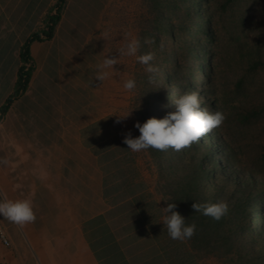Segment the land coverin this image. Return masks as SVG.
<instances>
[{
    "label": "rangeland",
    "instance_id": "rangeland-1",
    "mask_svg": "<svg viewBox=\"0 0 264 264\" xmlns=\"http://www.w3.org/2000/svg\"><path fill=\"white\" fill-rule=\"evenodd\" d=\"M157 1L113 0L106 16L107 54L118 56L127 40L137 38V54L152 52L158 72L149 82L134 56H118L108 77L93 78V109L102 110L108 119L78 129L77 135L97 155L94 163L101 170L93 175L94 213L100 212L95 216L100 228L96 234L106 232L103 238L113 264H227L215 255L192 251L185 240L168 237L159 222L166 205L162 191L183 171L184 163L191 168L195 158L214 159L215 170L206 172L204 180L206 194L241 186L253 190L261 216L252 213L249 222L256 232L264 228V0H159L158 11ZM158 13L163 22L174 24L175 39L157 27ZM95 72L96 66L93 77ZM128 78L136 81L132 91L122 87ZM83 83L77 76L74 97L62 94L59 99H73L76 106ZM191 91L199 93L202 109L226 117L195 143L197 148L191 144L185 154L169 149L159 155L154 149L133 153L126 148L122 138L139 135L135 121L162 117L176 97ZM50 102L58 106L57 98ZM128 111L126 119L114 123L116 115ZM34 127L40 137L60 131L47 129L46 123ZM207 151L210 155L204 156ZM0 191L4 196L2 187ZM105 220L107 231L101 229ZM0 228L5 234L1 223Z\"/></svg>",
    "mask_w": 264,
    "mask_h": 264
},
{
    "label": "crops",
    "instance_id": "crops-1",
    "mask_svg": "<svg viewBox=\"0 0 264 264\" xmlns=\"http://www.w3.org/2000/svg\"><path fill=\"white\" fill-rule=\"evenodd\" d=\"M112 2L65 0L52 36L29 44L33 69L27 87L0 116V200L28 199L36 219L16 226L0 217L13 243V248L0 244V264H113L106 232L96 234L100 212L94 213L93 175L100 165L77 135L78 129L108 119L102 110L94 111L91 96L94 66L107 54ZM55 3L0 0V107L14 89L23 43L45 28ZM106 71L110 75L113 69ZM77 76L84 90L73 107V99L59 98L74 97ZM53 97L58 106L51 104ZM35 123L60 131L40 137ZM101 229L107 231V221Z\"/></svg>",
    "mask_w": 264,
    "mask_h": 264
},
{
    "label": "trees",
    "instance_id": "trees-1",
    "mask_svg": "<svg viewBox=\"0 0 264 264\" xmlns=\"http://www.w3.org/2000/svg\"><path fill=\"white\" fill-rule=\"evenodd\" d=\"M64 1L56 0L55 12L47 16L45 28L40 32L31 33L23 43L20 50L22 65L18 68L12 93L0 107V116L6 112L11 101L24 92L27 87L33 69L29 56V44L33 40L47 39L52 36ZM192 3H199V0H193ZM159 7L160 1L158 0L155 2L157 11ZM155 21L159 29L166 32L168 30L171 38L175 39L174 24L163 22L159 13ZM165 78L168 79L166 73ZM192 145L197 148L195 143ZM154 152L157 155L160 153L158 150ZM180 152L187 153L185 149ZM209 155V151L204 154V156ZM189 160L191 161V158ZM193 163L191 168H188V164L184 163L183 171L174 178L171 185L166 183V190L162 191L166 203L173 200L171 202L176 204L175 210L186 218V223H195L196 225L195 234L192 238L185 240L189 248L195 252L215 255L224 259L227 264H264V228L256 232L255 227L249 222L252 213L261 216L260 207L255 200V192L243 189L241 186L228 192L223 189L218 194H206V184L204 183L206 172L215 170V160L210 162V160L195 158ZM167 186L169 187L167 188ZM220 200L227 203L228 212L219 221L194 212L191 207L193 202H217ZM253 207H257V209L253 210ZM255 232L257 236L252 235Z\"/></svg>",
    "mask_w": 264,
    "mask_h": 264
},
{
    "label": "clouds",
    "instance_id": "clouds-1",
    "mask_svg": "<svg viewBox=\"0 0 264 264\" xmlns=\"http://www.w3.org/2000/svg\"><path fill=\"white\" fill-rule=\"evenodd\" d=\"M141 42L137 38H131L120 48L118 56H134L136 62L144 66L149 82L155 79L158 69L152 61L154 54L147 52L137 54ZM106 54L102 62L97 64L93 78L103 81L109 76L107 69H114L117 64V57ZM122 87L126 91L136 88V81L133 78L125 79ZM201 97L197 91L185 92L176 97L170 108L162 117L151 116L142 123L135 121L133 127L138 129L139 135L132 137L130 133L122 138V142L133 153L154 149L158 151H181L196 143L215 128H219L225 115L220 112H210L201 108ZM130 115L128 111L124 115H116L114 123H121ZM170 200L163 209L161 221L167 235L172 240L184 241L192 238L196 232L195 223H186V218L177 212L176 204ZM194 212L219 221L228 212V205L225 201L217 202H193L191 205ZM0 217L11 223L23 226L26 223L34 222L36 219L31 202L28 199L0 200Z\"/></svg>",
    "mask_w": 264,
    "mask_h": 264
},
{
    "label": "built area",
    "instance_id": "built-area-1",
    "mask_svg": "<svg viewBox=\"0 0 264 264\" xmlns=\"http://www.w3.org/2000/svg\"><path fill=\"white\" fill-rule=\"evenodd\" d=\"M0 240L2 241L4 245H9V240L4 234V232L1 230V228H0Z\"/></svg>",
    "mask_w": 264,
    "mask_h": 264
}]
</instances>
